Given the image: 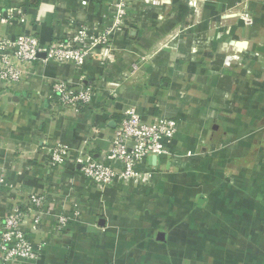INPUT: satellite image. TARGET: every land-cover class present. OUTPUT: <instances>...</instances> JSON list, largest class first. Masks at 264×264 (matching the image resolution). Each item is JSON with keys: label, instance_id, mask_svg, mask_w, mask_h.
I'll return each instance as SVG.
<instances>
[{"label": "crops", "instance_id": "crops-1", "mask_svg": "<svg viewBox=\"0 0 264 264\" xmlns=\"http://www.w3.org/2000/svg\"><path fill=\"white\" fill-rule=\"evenodd\" d=\"M114 1L0 0V34L49 43L110 22ZM127 14L112 59L102 47L80 67L36 62L0 87V218L35 193L77 217L26 223L41 250L19 264H264V0H131ZM57 78L92 88L94 103L52 110ZM128 108L176 120L169 154L140 162L137 182L99 187L75 158L118 167L104 153ZM55 141L69 153L50 166Z\"/></svg>", "mask_w": 264, "mask_h": 264}, {"label": "built area", "instance_id": "built-area-1", "mask_svg": "<svg viewBox=\"0 0 264 264\" xmlns=\"http://www.w3.org/2000/svg\"><path fill=\"white\" fill-rule=\"evenodd\" d=\"M130 2L115 0L111 7L110 22L97 26L76 24L72 35L56 37L49 43H44L32 33L14 37L0 34V87L8 88L27 81L36 62L44 64L51 60L80 67L89 57L99 55V48L102 47L104 57L112 59L114 49L110 44L115 32L126 25ZM104 17L108 18V15ZM143 62V57L132 62L129 76H133ZM96 97L92 88L73 84L63 78L51 82L47 95L52 110L61 108L74 112L89 107ZM176 129L175 119L160 117L147 123L134 108H128L118 117L113 137L104 153L108 162H115L118 167L93 159L86 160L82 154H78L75 159L80 164L79 171L102 188L137 182L143 177V172L137 168L138 164L148 157L168 155L165 141L171 139ZM68 153L69 149L64 144L55 141L48 154L49 165H61ZM72 211L53 213L42 193L31 194L15 202L0 218V264L35 261L40 254L41 244L35 246L31 242L23 229L24 225L38 224L45 217L54 216L57 227H65L77 219L76 210Z\"/></svg>", "mask_w": 264, "mask_h": 264}, {"label": "water", "instance_id": "water-1", "mask_svg": "<svg viewBox=\"0 0 264 264\" xmlns=\"http://www.w3.org/2000/svg\"><path fill=\"white\" fill-rule=\"evenodd\" d=\"M5 92L6 93H11L12 95H13V100H16L15 98H16V94H17V92L16 91H14V90H12V89H8V90H5Z\"/></svg>", "mask_w": 264, "mask_h": 264}]
</instances>
